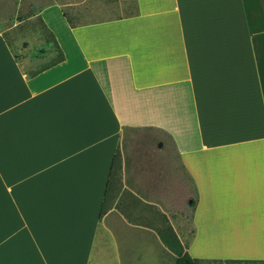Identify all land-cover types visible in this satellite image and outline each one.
Returning a JSON list of instances; mask_svg holds the SVG:
<instances>
[{"label":"crops","instance_id":"crops-1","mask_svg":"<svg viewBox=\"0 0 264 264\" xmlns=\"http://www.w3.org/2000/svg\"><path fill=\"white\" fill-rule=\"evenodd\" d=\"M87 2L39 10L65 59L37 75L0 33V264H91L124 127L172 136L199 196L193 257L264 261V0L84 20Z\"/></svg>","mask_w":264,"mask_h":264},{"label":"rangeland","instance_id":"rangeland-1","mask_svg":"<svg viewBox=\"0 0 264 264\" xmlns=\"http://www.w3.org/2000/svg\"><path fill=\"white\" fill-rule=\"evenodd\" d=\"M50 2L0 0V33L29 75L57 58L39 16ZM87 5L98 13L83 12L84 20L119 17L122 11L133 10V0H91ZM154 128L132 134V144L123 151L122 170L98 228L91 264H171L175 255L162 246L158 230L171 225L184 244L190 239L192 201L198 199V191L172 136Z\"/></svg>","mask_w":264,"mask_h":264},{"label":"trees","instance_id":"trees-1","mask_svg":"<svg viewBox=\"0 0 264 264\" xmlns=\"http://www.w3.org/2000/svg\"><path fill=\"white\" fill-rule=\"evenodd\" d=\"M45 31L47 35L50 37L49 39H46L47 43H50L52 46L57 51V58L49 63L48 65L42 67L41 69L35 71L34 73H31L30 75L34 76L37 75L44 70H47L62 61H64L65 56L63 54V51L53 35L52 32L48 30V28L44 25ZM17 58V56L15 55ZM155 128L153 127H124L122 134H121V140L119 141V145L116 151V154L113 159V164L111 168V174L109 177L108 185H107V190H106V195L105 199L103 202L102 210H101V217L104 216L108 209H109V203L115 187V184L118 180V176L122 170V155L123 151L127 149L133 141V136L132 134L139 135L144 132H151L154 131ZM192 206L193 208L196 206V201H192ZM158 235L164 244L166 248H168L174 255H175V260L171 264H201V261L199 259H196L193 257L189 252H188V246L184 244L176 232L173 230V227L171 225H168L162 229L158 230ZM228 264H264V261H243L241 260H230L227 261Z\"/></svg>","mask_w":264,"mask_h":264}]
</instances>
